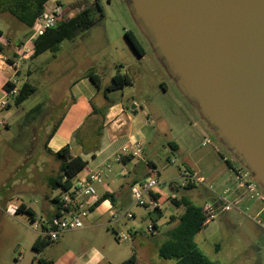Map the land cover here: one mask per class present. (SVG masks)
Here are the masks:
<instances>
[{"label":"rangeland","instance_id":"1","mask_svg":"<svg viewBox=\"0 0 264 264\" xmlns=\"http://www.w3.org/2000/svg\"><path fill=\"white\" fill-rule=\"evenodd\" d=\"M57 1L66 8L65 19L74 14L68 5L76 0ZM99 3L103 10L101 20L73 40H64L56 53L45 51L19 65L23 69L14 80L19 87L29 78L28 81L36 87L31 96L14 105L10 97L0 93V103H10L9 107L0 106V200L6 196L14 203L22 201L36 214H42L45 194L59 193V189H50L47 185L49 176L57 172L59 162L44 150L45 137L71 100V83L85 72L102 74L104 78L119 71L122 74L127 72L131 79V83L125 85V101L129 107L135 105L134 101L140 104L155 125L154 134L143 146V156L146 153L148 160L156 164L158 179L165 184L161 185L163 192H170L168 182L179 183L180 171L186 169L202 176L203 183H197L191 189L181 188L175 195L186 194L196 205L212 202L219 208L221 202L213 196H223V189L233 180V168L241 165L215 138L195 105L178 90L157 60L150 43L135 25L125 0H99ZM0 29L3 39L10 45L4 55H10L11 47L27 29L7 13L0 15ZM125 30L132 31L137 38L144 51L142 58L127 42ZM27 68L31 71L28 78ZM32 134L35 136L31 137ZM31 138H34L33 142ZM203 141L208 143L203 144ZM165 151L171 152L172 162L163 168L158 158L163 159ZM136 163V174L142 176L145 162L139 158ZM115 165L113 162V167L117 168ZM102 181L91 185L95 195L101 192ZM154 189L160 188L156 186ZM230 195L224 194L231 203L230 210L226 214H217L203 225L195 241L215 264H264V213L256 215L262 204L257 199L245 197L235 205ZM132 201L130 190L126 189L120 197L123 205L118 209V216L105 215V220L113 221L112 225H103L99 231L90 233L88 242L97 245L108 242L107 256L112 258L114 254L126 253L124 260L134 248L143 245L146 249L144 255H140L135 264H174V259L158 257L157 245L164 238V231L172 226L166 223L165 217L171 210H176L175 207L168 202L162 205L165 217L157 220L158 230L151 236L147 231L154 217L151 209ZM125 210L133 212L134 217L121 215ZM87 215H79L83 226ZM27 221L25 214L12 217L4 209L0 211V264H30L35 263L37 257L51 260L67 250L73 254L80 251L82 244L78 232L83 226L63 232L56 241L49 242L37 252L32 248V241L38 234L27 226ZM101 221L103 219L94 221V225ZM94 225H88V228L94 229ZM135 229L141 234L133 242L130 234ZM120 235H125L126 240L118 239ZM41 238L47 241L43 236Z\"/></svg>","mask_w":264,"mask_h":264},{"label":"water","instance_id":"2","mask_svg":"<svg viewBox=\"0 0 264 264\" xmlns=\"http://www.w3.org/2000/svg\"><path fill=\"white\" fill-rule=\"evenodd\" d=\"M125 3L178 90L264 191V0Z\"/></svg>","mask_w":264,"mask_h":264},{"label":"crops","instance_id":"3","mask_svg":"<svg viewBox=\"0 0 264 264\" xmlns=\"http://www.w3.org/2000/svg\"><path fill=\"white\" fill-rule=\"evenodd\" d=\"M0 15L4 16V14ZM0 32V45H5L6 42L3 39L1 29ZM27 33L28 30L22 34L20 39H18L19 44L17 46L14 44L11 47L13 53H17V55L23 54L24 56H22V59L18 62V71L23 69H20L19 65L28 60V57L33 50V42L26 40ZM143 55L140 56V58H142ZM25 72L26 77L28 78L31 71L27 68ZM27 73H29V75ZM88 73H92L97 76L100 82L99 86H96L91 81V79L87 76ZM117 73L122 74L121 72L116 71L114 73L111 72L102 78V74L85 72L82 76L73 80L70 86L71 100L60 116L61 118L59 124L53 135L45 141L46 147H44V150L50 155H53V152H56L63 146L68 145L71 155H78L83 159L85 167L77 175L75 181L88 176L94 170L104 171L101 192H96L95 199L99 198L104 193H110L113 195L112 199H105L94 208H92L93 205L89 207V212L85 220L86 224L79 229L81 231L78 232L79 236H81L80 243L82 244L80 251L73 254L67 250L68 254L65 252L56 258H51V264H121L126 255H128L126 253H121L118 256H114V254L112 258H109L105 252L106 249H109L108 242L103 243V245L88 242V236H90V233L93 234L95 230L99 231V228L103 225H112L113 221L105 220V215H108L109 217H111V215L114 216V213L118 212L119 208H122L121 206L123 203L120 202V197L122 193L128 189V187L126 188L123 186V183L125 181H131L138 176L136 174V167L138 163L135 164V161L139 158L143 159L145 165L147 163H151L153 165V167H149L150 170H157L156 164L152 160H148L146 156L147 154L145 153L143 156V146L155 132V125L151 120L150 114L135 101V108L131 109L129 107V103L126 102L124 98L125 86L118 89H105V87L110 83L112 76ZM124 74L128 75L127 72ZM14 78L15 70H13V68L6 63L4 54L0 52V93L2 96L5 94L3 84L7 80H13ZM16 81L17 80H15V82ZM34 133L36 134L37 130L34 131ZM35 134H32L31 137H34ZM33 140L34 138H31V142H33ZM171 145L173 148L176 147L174 143ZM136 148H140V152L137 155H133L132 151ZM128 154H132L133 158L131 160H127L125 163L122 162L120 158ZM170 157L171 152L165 151L163 159L158 158L159 164H161L163 168H166L167 165L171 163ZM113 162L114 165L117 164V166L115 165L117 168L113 167ZM108 164H111L110 170L105 171V167ZM145 165L144 174L142 176H138L139 178H137V181H141L149 176V170ZM159 188L160 189L155 190V193H159L163 197H167L175 195V192L177 193V191L181 188L184 189V186L181 185V181H179V183L173 181V184L168 185V190L170 192H163V187ZM226 189L227 187L223 189V193ZM230 194V196L233 197L235 205L239 204L246 197L243 192L232 191ZM44 197L42 214H36L35 210L30 206L35 212L34 218L42 217L46 219L53 213L54 207L48 198L50 196L45 194ZM19 202L21 201L15 202V204H18ZM167 202L168 201L164 203ZM7 203L14 202H11L10 198L5 196L2 200H0V211H3ZM169 203L170 202H168V204ZM170 205L174 206L171 203ZM83 206L86 205L83 203ZM174 207L176 210H171L167 217H165L163 212L162 217H165L166 223H168L171 216H176L183 212V206ZM179 208H181L180 211L178 210ZM225 212H221V214H226ZM256 215H261L259 210H257ZM98 219H103V221L94 225V221ZM169 224L172 225L171 223ZM88 225H94V229H89ZM157 230L158 229H154L151 236H153ZM87 232H89V234ZM132 233L133 235L130 234V238L133 242H135L137 236L140 235L141 232L135 229ZM37 237L38 236L35 235L34 240ZM164 238L161 241H163ZM134 250L137 253L138 262L140 258L139 256H143V251L146 249L142 245L134 248ZM33 263L34 262H31L30 264Z\"/></svg>","mask_w":264,"mask_h":264},{"label":"trees","instance_id":"4","mask_svg":"<svg viewBox=\"0 0 264 264\" xmlns=\"http://www.w3.org/2000/svg\"><path fill=\"white\" fill-rule=\"evenodd\" d=\"M47 1L48 0H0V14H9L29 31ZM68 6V9L75 11L74 14L66 19L60 20L54 27L46 29L44 33L34 39L33 50L28 57L29 60L34 59L45 51H50L53 54L56 53L60 48V44L64 40H73L89 29L94 23L103 18V10L99 0H76ZM124 36L134 52L138 56H142L144 51L133 32L125 30ZM18 44L19 40L15 42V46ZM8 46H10L8 43L0 45V52L4 54ZM4 56L6 63L9 65L13 64L18 58L17 53H13L12 50L10 55ZM19 74L20 73L17 69L15 75L17 76ZM27 74L29 75V73ZM87 76L96 86L100 85L96 75L88 73ZM130 83L131 79L128 75L117 73L112 76L110 83L105 87V89H118ZM14 88H16V94L12 98L14 105H19L36 91V87L28 80L22 82L19 87L12 79L7 80L3 84V89L7 92ZM9 106L10 103H7L6 107ZM60 118L61 117H59V119L51 127L50 131L46 134L45 141L53 135L59 124ZM52 154L58 160L59 165L57 172L52 176H49L47 185L50 189L67 190L74 185L77 175L85 167V162L80 156L71 155L68 145L63 146ZM132 158L133 155L128 154L126 156H122L120 160L125 163L127 160H131ZM227 164L230 168H232L229 162H227ZM145 166L148 168L150 175L151 171L149 167H153V165L151 163H147ZM137 178L139 177L137 176L131 181H125V187H128L129 189L132 184L138 182ZM168 184L171 185L173 182L169 181ZM194 186L195 184H188L184 186V189H191ZM153 197L157 202V206L150 211V213L154 215V217H152L150 227L151 231H149L151 234H153L152 231L154 229H158L156 222L163 216L161 206L164 202L168 201L174 206H183V212L179 215L171 216L168 221V223H171L172 226L164 231L165 238L157 245L158 257L163 259H174V264H215L213 261L209 260L195 241L197 232L203 225L206 224L204 223V215L201 210L202 204H194L193 201H191L186 195L163 197L159 193H154ZM48 198L50 203L53 205L54 210L52 215L46 219L50 220L54 217H58L68 209V206H65L63 202L60 201L57 194ZM108 198L112 199L113 195L110 193L102 194L93 203L92 208L96 207L99 203ZM17 214H25L29 220L34 218L35 212L30 206L21 201L17 204L16 215ZM131 234L133 235L132 232ZM49 242L51 241H45L44 239L37 237L32 242V248L35 251L40 252L41 249ZM136 262L137 253L133 249L130 256L123 260L121 264H135ZM51 263L52 262L50 260L44 257H37L34 264Z\"/></svg>","mask_w":264,"mask_h":264},{"label":"built area","instance_id":"5","mask_svg":"<svg viewBox=\"0 0 264 264\" xmlns=\"http://www.w3.org/2000/svg\"><path fill=\"white\" fill-rule=\"evenodd\" d=\"M65 11L66 8H64L57 0H53L51 3H49L48 0L33 26L28 31L26 40L33 42L34 39L44 33L46 29L54 27L60 20L65 19ZM22 56L23 54H18L17 60L10 65L13 70H15V72L18 69V62L20 59H22ZM13 81L15 80L13 79ZM15 94L16 88L9 92L5 91L4 96L10 97L12 100ZM6 104V101H1L0 106H4ZM207 143L208 141H203V144ZM139 152L140 148H136L134 151H132V154L137 155ZM110 166L111 164H108L105 167V171H109ZM233 169V180L231 185L228 186L224 191V194L230 193L232 191L241 193L243 192L248 199H257L259 202H261L262 205L259 209V212L264 213V193L262 190L259 189V186L252 180L251 175L246 169L241 167ZM150 171L151 174L149 176L132 184L129 190L130 196L133 200L132 203L139 206L148 207L152 210L157 206V202L153 197V194L155 193L154 188L156 186L161 187V185L165 184L159 181L158 172L156 169H152ZM103 175V170H94L88 176L75 181L74 185L69 189L59 190L57 196L65 206H68V209L58 217H54L50 220L42 217L29 219L27 221V226L35 231L38 234V237L41 238L43 236L51 242L56 241L65 231L81 228L83 224L79 219V215H86L89 212V207H91L96 201L94 190L91 185L94 182H100L103 179ZM180 178L181 185L183 186L188 184L203 183V179L201 177L190 173L186 169L180 171ZM224 194L223 196H215V199L221 202L219 204V208L215 203L212 202H204L202 204L201 210L204 215V223H208L209 221L213 220L217 214L230 209L231 203L225 199ZM82 197L87 198L81 199ZM82 202L86 206H83ZM4 210L9 216L13 217L16 215L17 204L7 203ZM121 215L126 216L127 218L134 217L133 212L129 210H125ZM114 216H118V212H115ZM150 227L151 226L148 227V232L151 231ZM126 238L127 237L125 235L118 236V239L121 240H126Z\"/></svg>","mask_w":264,"mask_h":264},{"label":"flooded vegetation","instance_id":"6","mask_svg":"<svg viewBox=\"0 0 264 264\" xmlns=\"http://www.w3.org/2000/svg\"><path fill=\"white\" fill-rule=\"evenodd\" d=\"M237 161V160H236ZM238 162V161H237ZM239 163V162H238Z\"/></svg>","mask_w":264,"mask_h":264}]
</instances>
